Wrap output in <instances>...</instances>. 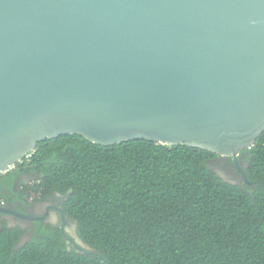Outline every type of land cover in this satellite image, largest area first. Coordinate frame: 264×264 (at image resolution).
Here are the masks:
<instances>
[{"label": "water", "instance_id": "obj_1", "mask_svg": "<svg viewBox=\"0 0 264 264\" xmlns=\"http://www.w3.org/2000/svg\"><path fill=\"white\" fill-rule=\"evenodd\" d=\"M263 131L264 0H0V177L64 134L237 162Z\"/></svg>", "mask_w": 264, "mask_h": 264}, {"label": "trees", "instance_id": "obj_2", "mask_svg": "<svg viewBox=\"0 0 264 264\" xmlns=\"http://www.w3.org/2000/svg\"><path fill=\"white\" fill-rule=\"evenodd\" d=\"M242 153L255 185L223 180L209 164L218 154L198 147L40 141L0 180L35 171L42 196L69 191L63 208L91 249H68L52 225L15 249L23 231L4 226L0 264H264V131Z\"/></svg>", "mask_w": 264, "mask_h": 264}, {"label": "flooded vegetation", "instance_id": "obj_3", "mask_svg": "<svg viewBox=\"0 0 264 264\" xmlns=\"http://www.w3.org/2000/svg\"><path fill=\"white\" fill-rule=\"evenodd\" d=\"M209 164L215 172L231 183L249 186L245 184L243 175L247 167L245 153H239L237 162L231 157L218 155ZM39 181L40 174L35 171L18 173L12 183L0 180V229L4 226L22 229L23 233L15 245V249H18L35 235L39 236L45 226L60 227L68 249L83 251L74 236L76 221L63 208L69 191L66 195L56 192L42 196L37 187Z\"/></svg>", "mask_w": 264, "mask_h": 264}]
</instances>
